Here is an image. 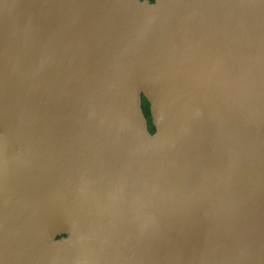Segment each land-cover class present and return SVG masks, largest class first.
Instances as JSON below:
<instances>
[{
    "label": "water",
    "instance_id": "obj_1",
    "mask_svg": "<svg viewBox=\"0 0 264 264\" xmlns=\"http://www.w3.org/2000/svg\"><path fill=\"white\" fill-rule=\"evenodd\" d=\"M0 264H264V0H0Z\"/></svg>",
    "mask_w": 264,
    "mask_h": 264
},
{
    "label": "trees",
    "instance_id": "obj_2",
    "mask_svg": "<svg viewBox=\"0 0 264 264\" xmlns=\"http://www.w3.org/2000/svg\"><path fill=\"white\" fill-rule=\"evenodd\" d=\"M149 1L154 2L155 0H149ZM142 109H143L144 115L147 119L149 130L151 133H154L155 129H154L153 124H152V119H151L150 109H149V103L147 102V100L144 97H142Z\"/></svg>",
    "mask_w": 264,
    "mask_h": 264
}]
</instances>
